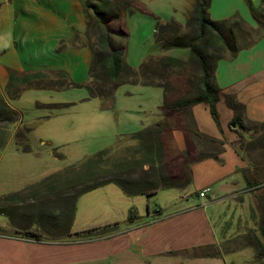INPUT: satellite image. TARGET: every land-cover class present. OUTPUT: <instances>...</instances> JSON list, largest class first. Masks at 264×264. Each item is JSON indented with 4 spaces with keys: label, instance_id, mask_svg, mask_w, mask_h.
Listing matches in <instances>:
<instances>
[{
    "label": "crops",
    "instance_id": "0c3cea01",
    "mask_svg": "<svg viewBox=\"0 0 264 264\" xmlns=\"http://www.w3.org/2000/svg\"><path fill=\"white\" fill-rule=\"evenodd\" d=\"M167 1L184 16L191 6V0ZM207 10L213 19L235 16L254 27L255 17L264 12V0H209ZM84 25L82 0H0V99L13 109L5 100L7 84L56 90L78 84L86 87L90 50L82 41ZM214 79L220 87L215 102L218 122L205 102L189 108L190 125L212 142L193 136L178 111L162 115L157 108L151 109L148 120L141 123L166 121L161 131L165 168L170 175L190 177L183 187L157 190L151 195L152 206L141 199L143 195L125 196L107 184L89 191L93 193L83 201H88L86 206H77L79 195L68 222L51 195L36 191L44 177L5 182L0 175V264H241L226 256V251L234 249H243L251 257L253 247L244 234L249 216L256 217L264 209V191L255 189L263 183L256 176L264 169V161L252 157L249 162L244 149L236 146L231 126L234 111L225 103L224 94L231 93L241 102L240 120L260 124L261 136L264 29L249 46L217 59ZM58 103H66L58 113L79 109L74 101ZM261 139L259 143L253 140L254 153L264 148ZM199 150L216 157L198 158ZM16 168L4 173H15ZM205 186L210 191L199 197ZM161 190L166 193L159 201ZM129 211L133 217L125 221ZM228 211L237 219L232 231L218 222ZM92 227L99 228L90 235L78 233ZM24 231L39 237L24 235ZM229 241L233 245L228 246ZM204 246L214 247L217 253L189 254L193 247Z\"/></svg>",
    "mask_w": 264,
    "mask_h": 264
},
{
    "label": "trees",
    "instance_id": "16d2710c",
    "mask_svg": "<svg viewBox=\"0 0 264 264\" xmlns=\"http://www.w3.org/2000/svg\"><path fill=\"white\" fill-rule=\"evenodd\" d=\"M208 4L209 0H191L184 24L173 18L156 20L154 41L158 50L185 48V58L172 54H150L134 69L123 61L126 31L120 26H111L110 22L122 13L132 12L135 0H82L85 18L83 34L90 50L89 81L86 84L88 93L105 97L112 94L114 87L123 81L139 80L143 84L158 85L163 93L159 112L162 115L173 111L181 112L193 136L212 142L211 137L203 136V133L190 125L189 119L192 124L193 119L189 108L196 102H205L214 120L218 122L215 102L219 97L220 87L214 79L215 63L226 53L232 55L238 49L252 44L264 29V12L255 17L256 26L253 27L235 16L211 18L207 10ZM90 29L93 38L88 35ZM173 72L179 76L181 89L172 90L173 86L168 78ZM18 93L19 87H16L10 95ZM224 99L234 111L232 121L239 122L241 102L231 93L224 94ZM41 104L52 113L61 111L66 105L58 102ZM5 108L8 113L5 119L9 122L15 118V111L6 105ZM162 128V120L156 119L132 134L118 135L112 148L100 150L44 177L41 182L45 191L53 197L59 210L64 214L66 212L67 221L70 222L72 218L74 201L79 195L107 184L117 186L125 196L146 197L160 189L185 186L190 181L188 174L179 178L170 175L165 168ZM209 156L216 157L212 152L199 150L197 153L198 158ZM132 217V212L129 211L125 221H130ZM260 221L258 234L262 242L258 238L256 242L261 253L264 214ZM97 228L99 227L84 229L78 233L90 235ZM23 234L39 237L33 231H24ZM216 253L217 250L211 246L193 247L189 251L191 255L204 256Z\"/></svg>",
    "mask_w": 264,
    "mask_h": 264
},
{
    "label": "rangeland",
    "instance_id": "374dc122",
    "mask_svg": "<svg viewBox=\"0 0 264 264\" xmlns=\"http://www.w3.org/2000/svg\"><path fill=\"white\" fill-rule=\"evenodd\" d=\"M171 17L184 24L185 16L179 10L173 9L167 0H135L132 12L122 13L117 19L111 20L113 27L120 26L126 31L123 61L131 68L136 69L147 55L161 54L162 51L158 50L154 41L155 23L156 20L165 21ZM91 34L92 30L90 29L88 35L93 38ZM82 37V41L86 42L87 38L83 33ZM185 50V48H172L165 50L166 53L163 54L185 58ZM178 77L176 72H173L168 78L170 85L173 86L172 90L173 88H182ZM18 87L19 93L15 96H10V94L16 87L7 86L6 88L9 95L5 100L15 111L13 120L8 122L5 119L8 114L5 105L7 108L8 106L0 99V175L5 182H14L15 179L40 181L46 175L61 170L65 165L76 164L84 157L91 156L100 150L112 148L118 135L132 134L143 127L141 123L148 120L151 109L157 108L158 110L163 96L160 86L143 84L139 80L118 83L112 94L106 98L90 95L86 87L79 84L76 87L57 90L31 85ZM42 101H74L75 106H78L79 109L67 113H52L41 104ZM103 102L108 105L104 109H100L99 106H102ZM238 121L233 122L231 119V126H234L233 129L237 135L234 140L236 146L244 149L243 152L249 162L252 157L255 160H261V162L264 161L263 147H261L260 153L252 151L253 140L256 143H259L261 138L264 140V128L260 136V134L258 135L260 124L248 120ZM162 122L164 127L166 121ZM8 125L9 130L6 131L5 127ZM12 127L13 131L10 134ZM8 136L10 137L8 138ZM23 148L27 150L24 151ZM254 151L258 150L254 149ZM12 167H17L15 173H4ZM256 177L263 181L259 189L255 188L262 193L264 191L263 168L259 169ZM110 187L116 189L117 193H122L117 186L111 184ZM36 191L48 194L41 181L37 183ZM161 191L157 194L159 201L161 195L166 193L163 192L166 190ZM91 193L93 192L79 196L76 200L77 206L79 207L81 203L82 206H86L88 201L84 203L83 201ZM140 197L150 206L153 205L154 196ZM51 200H53L52 196ZM263 214L264 209H260L256 217L255 214L249 216L250 225L245 229L244 238L253 247L252 256H247L243 249H234L225 252L229 260H237L236 262L241 264H264V242L261 253L256 242L257 238L262 242L258 234V227ZM225 215H227L226 221H224ZM225 215L222 214L218 222L226 224L227 229L232 231L238 226L237 219L231 211ZM230 235L232 234L227 236L230 237ZM233 241H229L227 245H233Z\"/></svg>",
    "mask_w": 264,
    "mask_h": 264
},
{
    "label": "built area",
    "instance_id": "2783aa9c",
    "mask_svg": "<svg viewBox=\"0 0 264 264\" xmlns=\"http://www.w3.org/2000/svg\"><path fill=\"white\" fill-rule=\"evenodd\" d=\"M209 191H210V187H209V186L202 187V188L199 190V192H198V196H199V197H204L205 194H207Z\"/></svg>",
    "mask_w": 264,
    "mask_h": 264
},
{
    "label": "water",
    "instance_id": "95a60500",
    "mask_svg": "<svg viewBox=\"0 0 264 264\" xmlns=\"http://www.w3.org/2000/svg\"><path fill=\"white\" fill-rule=\"evenodd\" d=\"M106 97H108V96H106ZM106 97H105V98H106ZM107 105H108V103H104V102H103V105L100 106V107H101V108H105V107H107Z\"/></svg>",
    "mask_w": 264,
    "mask_h": 264
}]
</instances>
